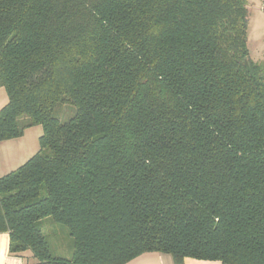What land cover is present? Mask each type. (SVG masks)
<instances>
[{"label": "trees", "instance_id": "1", "mask_svg": "<svg viewBox=\"0 0 264 264\" xmlns=\"http://www.w3.org/2000/svg\"><path fill=\"white\" fill-rule=\"evenodd\" d=\"M251 11L249 0H0V142L43 126L39 151L0 177L11 255L264 264ZM61 105L75 109L66 121ZM45 220L68 230L70 258L52 254Z\"/></svg>", "mask_w": 264, "mask_h": 264}, {"label": "rangeland", "instance_id": "2", "mask_svg": "<svg viewBox=\"0 0 264 264\" xmlns=\"http://www.w3.org/2000/svg\"><path fill=\"white\" fill-rule=\"evenodd\" d=\"M251 3V16L249 21L248 46L252 60H264V0H249ZM8 102V94L4 87H0V109ZM75 113L70 105H61L54 112V115L61 117L62 121L68 120ZM59 116H58V115ZM24 119V118H23ZM22 119V123L25 121ZM43 134V126L33 125L25 129V133L18 137L16 143L0 142V177L11 171V163L19 155L25 163L40 149V137ZM18 142L21 146L18 147ZM10 150L5 152V150ZM19 164V165H20ZM42 228L46 234L52 254L56 257L70 258L73 253V239L66 227L55 224L52 221L42 222ZM31 264H35L32 259Z\"/></svg>", "mask_w": 264, "mask_h": 264}, {"label": "crops", "instance_id": "3", "mask_svg": "<svg viewBox=\"0 0 264 264\" xmlns=\"http://www.w3.org/2000/svg\"><path fill=\"white\" fill-rule=\"evenodd\" d=\"M25 133V132H24ZM17 138L9 139L7 143H16ZM21 144L18 142V147ZM10 150L6 149L5 152H9ZM24 159L17 155L15 160L11 163V171L18 168ZM20 164V165H19ZM9 233L3 232L0 233V264H31L32 259H25L21 256L11 255L9 252ZM127 264H174L173 256L169 253L163 252H145L132 260H130ZM184 264H223L219 260H204L197 259L192 257H186L184 260Z\"/></svg>", "mask_w": 264, "mask_h": 264}]
</instances>
